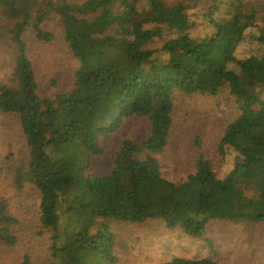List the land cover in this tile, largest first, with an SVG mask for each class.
<instances>
[{
	"label": "trees",
	"instance_id": "obj_1",
	"mask_svg": "<svg viewBox=\"0 0 264 264\" xmlns=\"http://www.w3.org/2000/svg\"><path fill=\"white\" fill-rule=\"evenodd\" d=\"M0 36V264H221L144 257L161 232L264 225V0H0Z\"/></svg>",
	"mask_w": 264,
	"mask_h": 264
},
{
	"label": "rangeland",
	"instance_id": "obj_2",
	"mask_svg": "<svg viewBox=\"0 0 264 264\" xmlns=\"http://www.w3.org/2000/svg\"><path fill=\"white\" fill-rule=\"evenodd\" d=\"M238 30L234 25L226 24L222 32L225 35L224 38L229 40L238 33ZM0 39L5 44L1 36ZM32 48V61L38 76L42 80H51L62 74L65 66L61 65L63 57L60 55L57 46H33ZM85 51L89 52L90 50L88 51L85 47ZM11 66L12 62L10 61L8 53L0 54V82L7 80ZM48 71H51V73ZM47 86L48 84L43 85L45 88ZM207 102L206 99L201 101L202 105H206ZM202 105L199 104V106L204 107ZM217 107L216 119L218 122H223L225 119L228 120L232 111L231 100L228 98L222 99ZM133 126L135 136L146 140L150 135L152 127L155 126V120L149 118L140 124H133ZM119 146L120 143H116L111 158L115 156V151L119 150ZM164 162L165 166H169L175 160L169 159ZM108 167L105 159H99L94 161L92 169L94 171H106L107 169H111ZM161 233L158 236L160 243L155 244L152 250L149 249V253L144 257V260L171 259L176 256L195 258L210 255L216 258L221 264H264V248L261 247L264 244V225L245 227L241 225L214 224L204 240L188 239L180 235V233L174 235L172 239L166 240L165 233Z\"/></svg>",
	"mask_w": 264,
	"mask_h": 264
}]
</instances>
